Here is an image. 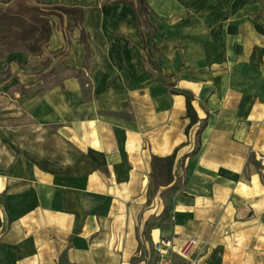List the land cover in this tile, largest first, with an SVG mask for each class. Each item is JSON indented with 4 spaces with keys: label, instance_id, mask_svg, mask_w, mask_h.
Listing matches in <instances>:
<instances>
[{
    "label": "crops",
    "instance_id": "1",
    "mask_svg": "<svg viewBox=\"0 0 264 264\" xmlns=\"http://www.w3.org/2000/svg\"><path fill=\"white\" fill-rule=\"evenodd\" d=\"M63 1L84 8L88 54L78 28L51 40L74 73L0 84V264H154L167 236L264 264V0H147L151 36L127 0ZM176 149L162 196L152 157Z\"/></svg>",
    "mask_w": 264,
    "mask_h": 264
},
{
    "label": "rangeland",
    "instance_id": "2",
    "mask_svg": "<svg viewBox=\"0 0 264 264\" xmlns=\"http://www.w3.org/2000/svg\"><path fill=\"white\" fill-rule=\"evenodd\" d=\"M25 1L41 10L33 14L29 21L21 14L10 16L5 13V7L7 5H14V0L8 4L0 2V21L9 20L15 23H22L24 26L27 25V27L30 25H37L38 23L36 30L29 27L30 29L28 32H25L26 37L29 36L32 38L30 42L25 43L23 48L19 50L8 51L6 46L7 41L0 37V76L6 77V69H10L11 77L7 76L9 77L8 82L2 84H4V89L11 95H14L16 91L20 93L33 92L39 87L47 86L55 80L63 79L65 76L74 73L70 67L65 66V50H62V47L54 49V45L51 42V40L54 39L53 31L65 29L63 24L64 22L66 23L68 18L66 14H64L65 20L61 24L58 13L61 11L59 6L66 5L67 3L63 0ZM150 16L153 17V13H151ZM38 38H48V43L43 44L42 54L35 55L32 50H37V47L40 46L39 41H37ZM47 58L48 61L44 63ZM42 66L43 68L40 69ZM42 69H44L43 72H41Z\"/></svg>",
    "mask_w": 264,
    "mask_h": 264
},
{
    "label": "trees",
    "instance_id": "3",
    "mask_svg": "<svg viewBox=\"0 0 264 264\" xmlns=\"http://www.w3.org/2000/svg\"><path fill=\"white\" fill-rule=\"evenodd\" d=\"M13 0H0L1 3L8 4ZM14 5H7L5 7V13H7L10 16H17V14H21L24 16L28 21L31 19L33 14L38 13L41 11L38 7H35L34 5H30L26 3L25 0H14ZM113 0H103L104 3H109ZM130 2L133 10L135 11L138 19H139V26L143 30V32H147L149 36H151L152 32L155 29V24L150 20V12L151 7L148 4L147 0H127ZM59 8L61 11L58 13L59 20L62 24V22L65 20L64 14H66L68 20L66 23L64 22L65 26V35L66 39L69 40L71 32L78 28L80 30V41L85 44L87 54L89 52L88 47V40L86 36L85 29L82 25L83 16H84V8L82 5H60ZM36 23L35 21H33ZM37 25H30L27 27V25H23L22 23L18 22H12L9 20H3L0 21V37L4 38L7 43V49L8 51H15L23 48L25 43L30 42L32 37H26L25 32H28L30 28H33V30H36ZM40 26V25H39ZM30 27V28H29ZM34 37V36H33ZM37 41H39L40 46H38L37 50H32L33 54H42V46L43 44L48 43V38L42 39L38 38ZM48 61V58L45 60L44 63ZM148 61H145L147 63ZM149 71L153 74V71L148 67ZM7 76L11 77L10 69H6ZM0 76V84L6 83L9 80V77ZM53 83L48 84V86H51ZM173 92L179 93L181 92L179 89H175L172 85L171 87ZM186 108H187V116L190 119L189 124L187 125V132L189 131L190 127L193 125L199 123V117L198 114L192 104V98L189 94H186ZM207 120L204 119L200 121V126L197 132V145L191 152V154H195L201 147V132L206 126ZM178 149L174 150L171 154L168 155H154L152 157L151 161V167H152V174L155 178V185L157 188L160 186H166L164 189H162V196H167L166 193H172L175 192L178 188L181 187L180 180L176 179L174 176L173 168L176 161ZM264 166V165H262ZM260 164V168L262 167ZM166 211V209H165Z\"/></svg>",
    "mask_w": 264,
    "mask_h": 264
},
{
    "label": "built area",
    "instance_id": "4",
    "mask_svg": "<svg viewBox=\"0 0 264 264\" xmlns=\"http://www.w3.org/2000/svg\"><path fill=\"white\" fill-rule=\"evenodd\" d=\"M178 239L179 237L167 236L156 242L157 258L154 264H201L197 248L201 244L209 246V241L201 242L196 237H186L182 238L181 242H177ZM173 252H177L181 257H184V262L175 260Z\"/></svg>",
    "mask_w": 264,
    "mask_h": 264
}]
</instances>
